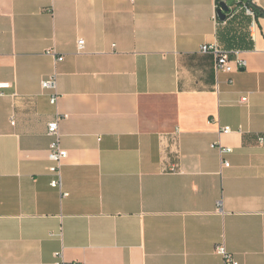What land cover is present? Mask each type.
<instances>
[{"label":"crops","instance_id":"crops-1","mask_svg":"<svg viewBox=\"0 0 264 264\" xmlns=\"http://www.w3.org/2000/svg\"><path fill=\"white\" fill-rule=\"evenodd\" d=\"M223 1L0 0V264H264V0Z\"/></svg>","mask_w":264,"mask_h":264},{"label":"built area","instance_id":"built-area-1","mask_svg":"<svg viewBox=\"0 0 264 264\" xmlns=\"http://www.w3.org/2000/svg\"><path fill=\"white\" fill-rule=\"evenodd\" d=\"M229 5L230 12L232 14L238 13L240 10H245L247 15L255 17L256 11L253 8L252 2H247L245 0H224ZM255 27V23L253 22L252 28ZM85 50V41L80 40L78 43V52L82 53ZM50 54H55L54 51L49 52ZM202 54H212L216 60V71L217 72H226L233 73L235 70L242 69L245 67L246 62L241 59H237L236 61H231L230 53L223 50L217 44H206L201 48ZM59 61H63V58H59ZM7 87L6 84H0V96L3 95L2 90ZM42 87L44 90H51L54 92L52 97V104L56 105L58 103L59 97L56 93L57 91V79L56 76L52 78H48L43 81ZM248 98H242V103H247ZM68 118L67 115L59 116L55 121L49 123L48 125V135L53 138V141L50 145L49 152V160L51 162V166L49 168L50 173L54 176V179L51 182L53 188H58L62 190V167L64 161L68 158V151L65 150L62 146V135L60 129V123L63 120ZM232 129L230 127H224L221 129V134H229L232 133ZM215 148H218L221 156H227L233 153L232 148L224 147L221 144L214 145ZM224 167H230V163L225 161L223 163ZM217 254L224 258L225 264H239L226 250L224 245H220L217 248ZM58 258L62 257L61 253L56 254ZM56 264H63L62 262H57ZM77 264V263H76Z\"/></svg>","mask_w":264,"mask_h":264},{"label":"water","instance_id":"water-1","mask_svg":"<svg viewBox=\"0 0 264 264\" xmlns=\"http://www.w3.org/2000/svg\"><path fill=\"white\" fill-rule=\"evenodd\" d=\"M220 6L221 8L219 10V18L225 21L227 19V14L230 13V8L226 2H222Z\"/></svg>","mask_w":264,"mask_h":264},{"label":"trees","instance_id":"trees-1","mask_svg":"<svg viewBox=\"0 0 264 264\" xmlns=\"http://www.w3.org/2000/svg\"><path fill=\"white\" fill-rule=\"evenodd\" d=\"M221 4V3H220Z\"/></svg>","mask_w":264,"mask_h":264}]
</instances>
